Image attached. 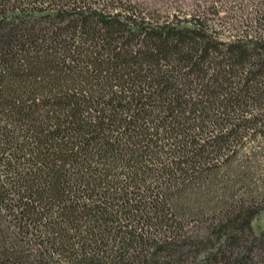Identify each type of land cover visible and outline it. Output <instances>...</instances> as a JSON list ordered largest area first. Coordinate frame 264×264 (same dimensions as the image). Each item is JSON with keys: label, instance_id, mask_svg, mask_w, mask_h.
<instances>
[{"label": "trees", "instance_id": "16d2710c", "mask_svg": "<svg viewBox=\"0 0 264 264\" xmlns=\"http://www.w3.org/2000/svg\"><path fill=\"white\" fill-rule=\"evenodd\" d=\"M185 21L0 0V264H264V34Z\"/></svg>", "mask_w": 264, "mask_h": 264}, {"label": "rangeland", "instance_id": "374dc122", "mask_svg": "<svg viewBox=\"0 0 264 264\" xmlns=\"http://www.w3.org/2000/svg\"><path fill=\"white\" fill-rule=\"evenodd\" d=\"M147 11H158L163 16L176 18L184 25L185 19L197 17L209 29L224 39L237 35L264 34L260 0H132ZM256 233L264 230V211L253 221Z\"/></svg>", "mask_w": 264, "mask_h": 264}]
</instances>
